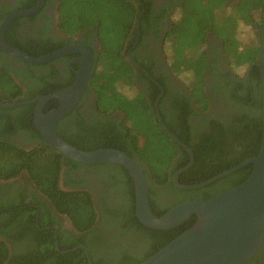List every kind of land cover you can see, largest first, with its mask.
Wrapping results in <instances>:
<instances>
[{
    "label": "trees",
    "instance_id": "1",
    "mask_svg": "<svg viewBox=\"0 0 264 264\" xmlns=\"http://www.w3.org/2000/svg\"><path fill=\"white\" fill-rule=\"evenodd\" d=\"M30 6L21 8L28 9ZM258 11H261L260 17L256 14ZM151 12V0H141L139 9L129 0H60L58 26L64 35L69 36H76L78 32L97 27L101 42L90 84L95 93L97 117L107 128L103 130L101 137L91 143L73 145L84 151L119 149L141 162L148 180L152 212L160 217L183 201H207L241 185L250 176L253 165L245 166L202 189L184 190L176 187L173 176L189 163L190 156L166 133L156 118L155 101L161 89L153 87L149 94H146L136 86L135 66L129 61L126 51V41L133 27H136L137 18L142 14L141 23L145 25ZM263 20L264 0H241L234 6L228 5L225 0H179L178 11L165 36V51L170 68L183 80L188 95L184 94L183 99L175 106L179 113L174 120L179 119V123L167 119L163 114V100L159 102V109L168 129L194 154L193 165L178 177L180 184L202 183L258 154L263 131L260 73L255 104L250 103V99H232L242 109V113L229 118L228 125L215 123L212 125V131L208 133L200 130L193 132L190 116H200L194 100L207 96L204 91V76L208 65L207 54L203 51L207 33L216 34L224 42L234 67L249 66L261 55L262 34L259 40L256 27L262 28ZM242 25L255 28L257 41L243 45L239 39V29ZM47 52L38 49L25 51L33 57L46 55ZM15 76L20 77L22 81L33 79L39 83L36 87L30 86L27 100L39 93H46L38 89L40 85L49 82L46 74L40 75L37 69H29L27 74H22L6 65H0V105L21 102L19 97L23 94V87ZM21 108L28 110L30 106L23 105ZM119 112L122 116L116 120L107 118ZM32 115L31 111L26 116L27 122H30ZM30 123L28 126L33 129L32 121ZM67 158L46 144L27 150L4 139L0 140V179L10 180L26 173L56 211L68 217L78 232V236H73L70 241H63L60 235L55 239L52 228L40 230L35 226V213L38 209L34 208L33 212L28 214L31 220L33 217L32 226L27 223L24 232L32 234L33 240L25 242L24 250L16 249L13 253L10 252L9 245L0 240V264H89L83 249H75L80 244H84L88 249L93 264H141L196 221V216L193 215L171 230L144 226L136 216L135 185L131 175L123 166L109 163L114 166L116 173L122 174L119 181L123 185L122 195L125 200L123 210L102 209L101 214L103 217L108 216L110 222L115 225V239L132 236L138 241L146 242L145 247L140 248L136 255L126 252L129 251L128 247L119 249V255H95L93 246L96 243L92 239L98 235L93 229L98 213L91 195L85 191H70L60 187V172L64 159ZM167 185L170 187L165 191L169 197L161 206L157 204L156 196L159 194V187ZM20 206L31 210L23 200L0 207V217H4L3 225L17 219L16 212ZM11 214L15 215L5 223ZM53 224L54 222L45 223L40 217L39 227ZM1 225L0 234L5 239L13 244L25 240L24 233L9 234ZM56 240L61 251L69 252L56 251ZM105 244L103 242L99 246L104 248Z\"/></svg>",
    "mask_w": 264,
    "mask_h": 264
},
{
    "label": "flooded vegetation",
    "instance_id": "2",
    "mask_svg": "<svg viewBox=\"0 0 264 264\" xmlns=\"http://www.w3.org/2000/svg\"><path fill=\"white\" fill-rule=\"evenodd\" d=\"M129 1L139 9L141 0ZM240 1L225 0L230 6L236 5ZM38 2L39 0H0V26L4 19L13 12L27 10L21 8L22 6L29 7L32 4L28 8L31 9ZM151 3L152 12L149 14L147 23L142 25L141 14L135 22L136 27H133L129 34L126 41L127 57L135 66L136 86L140 90L149 94L150 89L153 87L161 89L155 101V112L157 104L161 115L159 102L163 100L161 104L163 114L166 115L167 119L174 120L177 117V113H179L178 108L175 106L179 103V100L183 99L184 94L188 95V89L183 80L170 68L165 51V36L175 13L178 11L179 0H151ZM59 6L60 0H46L37 13L12 21L6 33V42L23 52L36 49L48 51L46 55L68 47L76 50L81 46L89 48L96 57V54L101 50L97 27L78 32L76 36L64 35L58 26ZM260 12H256L258 17H260ZM256 29L259 32L258 39L260 40L261 27L257 26ZM203 51L207 54L206 61L208 65L204 76V91L207 96L206 98L201 96L198 100L193 99L195 101L194 104H197H195L196 108L200 111V116L192 114L190 123L193 132L200 130V132L208 133L212 131V125L214 126L215 123L227 124L229 118L242 113V109L232 99L243 101L250 99V103L255 104L259 83L260 57L249 66L234 67L225 50L224 42L212 32H208L205 37ZM80 56V53H70L48 63L38 65V67H33L0 51V65H6L22 74H27L29 69H37L40 75L44 76L46 74V77L49 78L47 80L49 81L48 83L38 87L40 91L46 93H39L27 100L30 94V86L36 87L39 83L33 79L22 81L20 77L15 76L23 87V94L19 97L21 102H15L22 104L9 109H0V140L4 139L19 148L27 150L45 144L35 124L36 108L40 101L38 99L41 96L55 94L73 84L75 71L79 68L77 59ZM142 75L146 78L142 77ZM23 105H29L30 108L28 110L21 108ZM59 106L60 101L58 99H49L42 108V113L47 114ZM31 111L33 115L29 121H32L33 129L29 128L28 124L30 122L26 121V116ZM250 112L251 114L253 113L252 110ZM101 116L103 117V115ZM121 116L122 113L119 112L115 116L107 118L116 120L117 117ZM156 118L158 120L157 113ZM174 121L180 122L177 118ZM105 128L107 126L97 117L95 93L91 84H89L76 107L58 122L57 133L71 145H87L101 137ZM217 128L222 127L217 126ZM225 130L228 132L227 129ZM67 159H64L60 172L61 189L88 192L94 201L98 213L96 224L93 226L94 231L98 235L92 239L96 243L93 246L95 255H119V249H125V247H128L127 249L129 250L126 252H132L133 255H136L140 248L145 247L146 241H138L132 236L115 239L114 236L117 235L115 225L110 222L108 216L105 215L106 217H103L101 214L102 209L104 211L109 209L115 211L123 210L125 199L122 195L123 185L119 181L122 179V174L116 173L114 166L109 163L88 165L70 158L69 160ZM169 187V185L159 187V194L156 196L157 204L163 206L167 201L169 195L165 190L169 189ZM21 200L30 206L31 210L26 209L24 206L18 207L19 211L16 212L17 219L5 225H3L4 217H0L1 227L3 230H7L9 234L13 232L23 234L27 223L32 226L33 217L31 220L28 214L36 208L38 210L35 213L34 224L37 228L40 230L52 228L55 239L60 235L63 241H70L73 236H78V232L74 229L69 218L56 211L47 197L29 180L26 173L10 180L0 179V207H5L12 203H20ZM14 215H9L5 223L10 221V218ZM40 217L45 223L54 222V224L39 227ZM25 235V240L20 241L18 244H13L1 234L0 240H4L9 245L10 252L13 253L16 249L24 250L25 242L33 240L34 236L32 234ZM100 241L101 243H106L104 248L99 246L101 244L99 243ZM56 244H58L57 240L55 241ZM55 250L60 253L69 252L61 251L60 247L57 250L56 246ZM86 250L89 254L87 248ZM83 251L84 255H86L84 249ZM247 264H264V242L260 250Z\"/></svg>",
    "mask_w": 264,
    "mask_h": 264
},
{
    "label": "water",
    "instance_id": "3",
    "mask_svg": "<svg viewBox=\"0 0 264 264\" xmlns=\"http://www.w3.org/2000/svg\"><path fill=\"white\" fill-rule=\"evenodd\" d=\"M45 2L46 0H39L34 8L13 12L4 19L0 26V51L24 62L41 65L66 54H81L77 59L79 68L75 71L73 84L55 94L41 96L38 99L40 101L36 108L35 124L45 144L54 147L64 156L84 164L114 163L123 166L131 175L135 185L136 216L148 228L171 230L180 226L193 215L196 216L195 223L189 229L141 264H247L264 242V20L261 28L262 43L259 58L263 131L257 155L202 183L180 184L178 176L193 165L194 154L168 129L156 104L160 125L190 156L189 163L174 174L173 181L178 188L184 190L202 189L245 166L253 165L250 176L241 185L222 192L207 201L186 200L157 217L150 206L148 180L141 162L122 150L114 148L80 150L63 140L57 133L58 122L76 107L91 82L96 67L94 53L87 47L79 46L76 50L68 47L46 56L33 57L6 42V33L12 21L37 13ZM130 59L136 63L133 58L130 57ZM52 98L58 99L60 106L43 114L42 108ZM21 104L15 102L0 105V109H9ZM55 246L59 250L58 244ZM78 247L85 250L89 264H93L85 246Z\"/></svg>",
    "mask_w": 264,
    "mask_h": 264
},
{
    "label": "rangeland",
    "instance_id": "4",
    "mask_svg": "<svg viewBox=\"0 0 264 264\" xmlns=\"http://www.w3.org/2000/svg\"><path fill=\"white\" fill-rule=\"evenodd\" d=\"M239 39L241 40L243 45L254 43L255 40L257 41L256 34H255V28H253L252 26H246V25L240 26Z\"/></svg>",
    "mask_w": 264,
    "mask_h": 264
}]
</instances>
